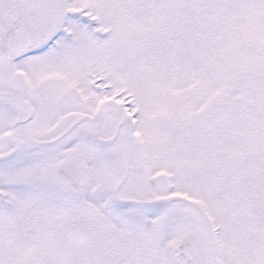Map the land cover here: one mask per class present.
Instances as JSON below:
<instances>
[{
	"label": "snow or ice",
	"instance_id": "6c2138e0",
	"mask_svg": "<svg viewBox=\"0 0 264 264\" xmlns=\"http://www.w3.org/2000/svg\"><path fill=\"white\" fill-rule=\"evenodd\" d=\"M0 264H264V0H0Z\"/></svg>",
	"mask_w": 264,
	"mask_h": 264
}]
</instances>
